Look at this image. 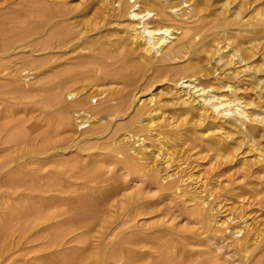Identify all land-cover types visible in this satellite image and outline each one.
Returning <instances> with one entry per match:
<instances>
[{
    "label": "rangeland",
    "instance_id": "1",
    "mask_svg": "<svg viewBox=\"0 0 264 264\" xmlns=\"http://www.w3.org/2000/svg\"><path fill=\"white\" fill-rule=\"evenodd\" d=\"M245 1L248 15L256 5L264 12V0ZM102 5L101 0H0V20L12 15L14 22L1 23L0 35L10 38L8 42L17 38V44H23L18 53L0 58V222L37 225L0 237V264H158L173 253L174 249L164 248L168 238L201 236L200 225L191 222L197 208H193L191 193L208 199L213 219L223 223L226 233L242 230L255 236L254 230L264 228V161L246 140L239 121L206 112L200 104L203 96L199 95V103H192L163 81L137 94L138 100L152 108V120L144 126L142 141L133 136L124 143L132 142L139 156L161 175L182 179L184 191L175 190L174 184L167 190L166 185L134 181L133 175L117 171L114 178L108 176V186L98 181L94 188L105 192L109 183L117 188L122 185L118 189L126 193V199L111 207L105 223L95 220L96 229L84 230L85 219L95 211L102 212L96 202H84V166L87 170L105 167L96 162L103 152L95 148L84 151V91L106 88L99 79V86L91 87V76H84V31L100 20ZM58 10L66 13V20L56 23L58 18L53 16ZM119 24L99 29L109 36L112 33L111 41L126 40L124 43L137 47L130 42L127 28ZM61 25L81 38L41 52H31L28 45L45 47L42 43L21 39L28 31L32 37L43 34L44 38ZM258 45L253 63L264 62V23ZM219 54L215 52L207 65L221 72L227 59L222 62ZM208 91L206 88L203 94ZM121 135L126 136L120 133L118 140ZM163 156L169 158L168 164L162 162ZM107 207L105 204L103 211ZM135 238L148 241L135 246ZM173 244L177 248L181 243Z\"/></svg>",
    "mask_w": 264,
    "mask_h": 264
},
{
    "label": "bare ground",
    "instance_id": "2",
    "mask_svg": "<svg viewBox=\"0 0 264 264\" xmlns=\"http://www.w3.org/2000/svg\"><path fill=\"white\" fill-rule=\"evenodd\" d=\"M101 1L103 5L100 20L90 24V30L84 31V76H91L89 79L91 87L99 86L98 82L96 83L98 79L106 87L96 92L84 91V123H86L84 151L99 149L98 151L103 152V155L101 154L102 157L99 155L96 162L101 164L99 166H105L102 170L99 166L91 170L90 168L87 170L84 166V177H87L84 202L94 201L96 208L99 207L102 211L101 213L95 211L85 219L84 230L88 231L95 228L96 221L105 223L106 220H103L109 217L111 207L126 199V193H120L118 189L122 185L117 188L109 183L110 187L105 192L96 191L94 188L93 183L99 181L98 184H101L100 182L104 184L107 179L114 178L117 171L123 175H133L134 181L148 182L161 187L166 185L167 190L173 184L175 190L181 191L184 188L181 184L184 182L182 179L174 180L175 177L170 174L161 175L157 167L147 164L148 162L143 160L144 157L139 156L140 152H137L131 141L132 144L124 143L126 138L132 139L133 136H136L137 141H142L144 126L149 123L151 117L150 108L146 102L144 104V101L137 99V94L146 93L163 81L178 92H183L182 96L191 99L192 103H199V95L203 96L200 104L206 112L215 113L226 121L228 118L239 121L246 140L258 151L257 157L261 156L264 161V143H262L264 133L260 134L261 130L258 127L261 125L264 127V62L253 63L251 60L252 55L258 52L256 48L259 46L260 32L264 23V12L260 6H253V12L248 15L245 0ZM17 14L15 15L19 19L20 16ZM65 15V12L58 10L53 18H58L56 21L58 23L60 20H66ZM11 21H13L12 15L5 16L0 20V25L5 23L12 25L14 22ZM114 22H120L122 23L119 24L120 26L127 28L130 42L138 44L137 47L124 43L126 40L118 41L120 43L111 41L114 38L113 34L110 33L113 37L111 38L107 32L100 30L101 27ZM94 31L97 34H94ZM42 35L32 37V32L28 31L21 39L26 40L25 42L42 43L45 47L28 45L31 52H41L67 46L81 38L67 25L57 27L55 32L52 31V34L50 32L44 38H41ZM94 35H97L96 38ZM10 40L0 35V58L9 57L21 50L20 45L23 44H17V38L11 41L12 44L8 42ZM215 52L220 53L219 60L227 59L226 62L222 60L224 66L222 65L221 72L216 70L217 67L211 70L209 69L211 66L207 65ZM206 88L209 91L204 95ZM60 90L62 91V88ZM200 90L202 94L196 96L195 92ZM188 100L182 101L189 102ZM68 103V105L72 104L71 101ZM120 133L126 136L121 135V140H118ZM96 155L98 157V154ZM162 158H164L162 162L168 164L169 158L165 156ZM108 176L112 177L108 178ZM105 183L108 186V183ZM101 189L99 187V190ZM190 195L193 208L197 207L190 220L193 224L200 225V228L197 226L196 229L198 228L197 231L201 236L197 239L192 237L193 239L190 240L185 238L188 235H182L179 236L182 240L178 237L176 241L168 238L164 248L174 249L173 253L163 257L158 264H264V228L254 230L255 236H250L249 232L242 230L236 232L231 230L226 233L227 229L222 227L223 223L221 226V223L213 219V211L209 207L208 199L203 195L198 197L196 193ZM105 204L108 205V209L103 211ZM137 211L139 208H136V215ZM34 226L37 225L30 222L24 224L0 222V237L11 236L18 230ZM141 240L135 238L133 244L135 246L142 244L144 240ZM147 241L148 239L144 243ZM173 242L181 243L180 247L175 248ZM182 244L184 246L181 247ZM188 245L191 248H186Z\"/></svg>",
    "mask_w": 264,
    "mask_h": 264
}]
</instances>
